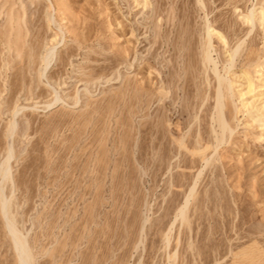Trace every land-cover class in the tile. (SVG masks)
<instances>
[{"label": "rangeland", "instance_id": "rangeland-1", "mask_svg": "<svg viewBox=\"0 0 264 264\" xmlns=\"http://www.w3.org/2000/svg\"><path fill=\"white\" fill-rule=\"evenodd\" d=\"M7 218L29 264H264V0H0L20 264Z\"/></svg>", "mask_w": 264, "mask_h": 264}, {"label": "bare ground", "instance_id": "bare-ground-1", "mask_svg": "<svg viewBox=\"0 0 264 264\" xmlns=\"http://www.w3.org/2000/svg\"><path fill=\"white\" fill-rule=\"evenodd\" d=\"M215 31L214 30H212L211 28H209V31H208V33H209V54H208V61L210 62V63H212V64H214V66H215V69H216V74H217V76H218V78H219V83H220V86H221V84H222V78L218 75V64H217V62L215 61V59H213L212 58V55H211V53H213V52H211L210 50L212 49V34L214 33ZM240 49V47L233 53V55H232V59H234V57L236 56V54L238 53V50ZM46 63H47V67L49 66V63H50V61H49V59H47V61H46ZM233 66H232V64H230L229 65V68L228 69H231ZM220 89V88H219ZM222 92V91H221ZM224 97V96H223ZM59 101H61V99L60 98H58L57 99V101H56V103H58ZM58 104H60V103H58ZM223 107H224V105H223V103L221 102V100H219L218 101V106H217V110H218V112H220V111H222L223 110ZM222 115V114H221ZM222 117H223V115H222ZM217 119V118H216ZM224 119V118H223ZM221 128L223 129V131H226V129L227 128H229L228 127V125H227V123L226 122H222V125H221ZM15 129H16V122L14 123H12V125H11V134H13L14 133V131H15ZM229 131L232 133L233 132V130L231 129V128H229ZM12 154L10 153L9 154V156H8V158L6 159V161H5V163H4V166H5V169L2 171V176L5 178L6 176H8V167L7 166H9V162L11 161V159H12ZM209 160V159H208ZM208 163V162H207ZM7 167V168H6ZM201 174H202V171L199 173V177L201 176ZM199 181V180H198ZM197 185H198V182L196 181L195 182V185L192 187V189H191V191H189V195H187V198L185 199V201H184V203H183V205H182V207L179 209V211L177 212V215H176V221L179 219V218H181V219H183L184 218V215H185V212H186V210L188 209V207H189V205H190V203H191V200H192V198H193V193L195 192V190L197 189L196 187H197ZM2 209H3V211H4V213H6V210H7V205L6 204H3L2 205ZM7 224H8V228H9V232H10V235H11V237H12V240H13V243H14V245H15V247H16V249H17V251H18V253H19V256H20V264H29V262H28V258H29V253H28V251H27V247H28V245H26L27 243H26V241L25 240H23L22 238H21V236L17 233V231H16V228H15V225L13 224V222L9 219V218H7ZM173 226H174V224L172 225V227H171V231H172V229H173Z\"/></svg>", "mask_w": 264, "mask_h": 264}]
</instances>
